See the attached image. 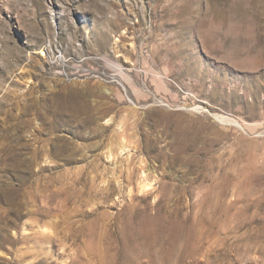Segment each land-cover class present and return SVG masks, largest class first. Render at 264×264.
I'll return each instance as SVG.
<instances>
[{
    "label": "rangeland",
    "instance_id": "374dc122",
    "mask_svg": "<svg viewBox=\"0 0 264 264\" xmlns=\"http://www.w3.org/2000/svg\"><path fill=\"white\" fill-rule=\"evenodd\" d=\"M0 264H264V0H0Z\"/></svg>",
    "mask_w": 264,
    "mask_h": 264
},
{
    "label": "bare ground",
    "instance_id": "6f19581e",
    "mask_svg": "<svg viewBox=\"0 0 264 264\" xmlns=\"http://www.w3.org/2000/svg\"><path fill=\"white\" fill-rule=\"evenodd\" d=\"M115 44H117V39L114 41ZM220 120L227 122L228 124H232V126L234 125L236 128H238L242 133L246 134L247 133V129L245 128V124L244 122H239L233 119H229V118H225V117H218ZM225 123V124H227ZM248 134V133H247ZM150 185L146 182H143L142 188L143 189H147L149 188Z\"/></svg>",
    "mask_w": 264,
    "mask_h": 264
}]
</instances>
